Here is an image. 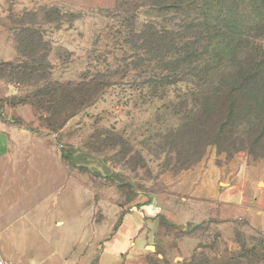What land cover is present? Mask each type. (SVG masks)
Wrapping results in <instances>:
<instances>
[{"label": "rangeland", "instance_id": "obj_1", "mask_svg": "<svg viewBox=\"0 0 264 264\" xmlns=\"http://www.w3.org/2000/svg\"><path fill=\"white\" fill-rule=\"evenodd\" d=\"M247 7L240 0H0V111L23 133L20 153L31 163L5 188L0 208L19 196L20 181L27 187L55 183L40 207L31 205L39 202L34 191L15 204L30 209L11 236H24L42 264H85L93 253L88 264H188L200 252L213 264H264V228L246 217H210L207 210L216 203L203 193L209 175L224 189L239 171L264 186V129L245 149L209 146L197 161L188 157L187 139L174 141L171 130L184 116L186 106L179 103L197 78L183 67L174 70L170 60L177 56L144 44L147 34L166 33L169 42L179 36L191 42L198 62L222 58L227 40L247 35ZM211 15L222 19L216 24ZM214 27L229 34L219 53L210 52ZM249 34L264 36L259 29ZM46 78L107 85L51 131L44 120L49 114L35 103ZM3 143L0 138V152ZM162 209L167 228L163 243L155 245L147 236L156 231L153 217ZM185 236H197L191 254H170L169 244ZM137 249V256L120 255Z\"/></svg>", "mask_w": 264, "mask_h": 264}, {"label": "trees", "instance_id": "obj_2", "mask_svg": "<svg viewBox=\"0 0 264 264\" xmlns=\"http://www.w3.org/2000/svg\"><path fill=\"white\" fill-rule=\"evenodd\" d=\"M240 1L252 10L246 18L248 32L241 40H227L224 48L228 50L222 58H208L207 62L201 63L195 46L191 42H182L180 36L170 42L166 33L152 32L145 37V47L150 51H166L178 57L170 60L177 73L182 72L180 67H183L197 78L179 103L186 106L184 116L171 130L174 141L187 139L186 153L196 161L209 146H215L219 151L245 149L264 129V54L260 51L264 36L255 40L249 34L256 29L264 34V0ZM211 18L216 24L222 19L218 15H211ZM228 37L225 29L214 27L209 39L213 46L210 52L219 53L218 44ZM42 66L49 67V64L44 62ZM106 85L102 80L84 79L73 85L50 82L46 78V83L35 93V103L45 107L49 114L44 118L46 125L55 131L83 107L93 103ZM61 155L65 157L63 149ZM205 255L200 252L192 256L188 264H213L212 258Z\"/></svg>", "mask_w": 264, "mask_h": 264}, {"label": "crops", "instance_id": "obj_3", "mask_svg": "<svg viewBox=\"0 0 264 264\" xmlns=\"http://www.w3.org/2000/svg\"><path fill=\"white\" fill-rule=\"evenodd\" d=\"M22 136L23 133L21 130L17 128L14 123L10 122L5 117V114L0 111V138L3 139V144L5 146L4 150L0 152V200L5 194V188L7 189L13 185L14 177L20 176L21 178V176L30 169V161L25 162L24 154L20 153L23 149V143L25 142V138H22ZM60 157V162L62 164L63 158L61 154ZM34 160L33 163L35 162ZM63 168L60 170L61 175L66 172ZM243 173L244 172L239 171L236 177L237 181H228V185L224 189H219V187L215 184L214 175H209L207 184L203 186V193H206L204 198L212 200L213 202L215 201L216 206L214 210L209 208L207 210V214L210 215L211 213H215L214 215L219 216L221 219H239L240 217H246L253 225L259 228H264V186L257 187L254 177H246ZM19 184V196L16 195V197L10 201L1 202L0 264H42V261L37 260V257L33 254L32 250H29L25 245L24 236H18V238H16V236H11V232H15L14 227H16V224L23 218L25 212L30 209L29 206H26L23 202L20 203V205L23 206L19 208L15 204L18 201H21V199H23L30 192L34 191L37 196H39V202L38 204L34 203L31 205L34 208L40 207V202H43L46 196L55 189V183L54 181L48 182L45 180L43 182L35 183V185L33 184V186L31 185L30 187H27L26 184L24 185V182L22 181H20ZM23 185L24 187H22ZM212 192L214 193L212 194ZM217 202L219 203L217 204ZM167 207L169 209V205ZM168 209L166 208L165 210ZM166 213L167 212L162 209V211L153 217L158 219L155 229L156 231L153 235L151 234V236L147 237L148 239H153V244L155 245L158 244L156 242L158 239H161V244L164 241L163 233L167 228L166 222L168 221V215H166ZM210 217H212V215H210ZM253 221H255V223ZM60 223V221H56L57 225ZM118 227H116L115 230H117ZM106 239L112 240V237H106ZM174 241L175 242H172V244H169L167 247L170 254L184 250L190 253L193 247L198 244L197 236L179 237ZM130 246H134L133 241L130 242ZM138 251L139 249L130 253L126 251L125 253H120V255L121 257L124 256L126 258L130 255L137 256ZM94 254L95 253L89 256L93 257ZM90 257L87 261H85V264H88ZM119 260H117L115 264H118Z\"/></svg>", "mask_w": 264, "mask_h": 264}]
</instances>
